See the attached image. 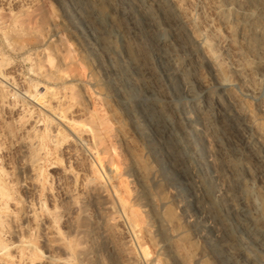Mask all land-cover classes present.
Returning a JSON list of instances; mask_svg holds the SVG:
<instances>
[{"label":"rangeland","instance_id":"374dc122","mask_svg":"<svg viewBox=\"0 0 264 264\" xmlns=\"http://www.w3.org/2000/svg\"><path fill=\"white\" fill-rule=\"evenodd\" d=\"M260 196L264 0H0V264H264Z\"/></svg>","mask_w":264,"mask_h":264},{"label":"bare ground","instance_id":"6f19581e","mask_svg":"<svg viewBox=\"0 0 264 264\" xmlns=\"http://www.w3.org/2000/svg\"><path fill=\"white\" fill-rule=\"evenodd\" d=\"M119 26V25H118ZM120 27V26H119ZM127 28V27H126ZM128 50L131 52L133 49H132V46L131 45H129L128 46ZM213 51V50H212ZM207 52H209V51H207ZM210 55H211V52H210ZM213 56V55H212ZM213 58V57H212ZM250 69V68H249ZM199 70V69H198ZM248 70V69H247ZM254 72V71H253ZM202 73V72H201ZM204 83V82H203ZM250 84V83H249ZM95 96V95H94ZM93 96V97H94ZM92 98V97H91ZM93 99V98H92ZM93 102H95L94 100H93ZM92 102V103H93ZM95 104V103H94ZM96 106V105H95ZM96 108H97V106L95 107V109H94V111L91 113V116H90V119H91V122L95 125V126H97V128L98 129H102V130H105V132L106 131H109V128L107 127V122H106V120L104 119V117L103 116H101V114H99L98 112V110H96ZM55 111H57V115H58V117H59V119L60 120H62L63 122L65 121V122H68V124L71 126V127H73V129H76V130H80L81 129V131H82V129H83V126H80L81 124L79 123V124H77V123H75V122H73V123H69V122H71V121H69V120H67V115H66V111H64V110H60V111H58V110H56V109H54ZM57 117V116H56ZM108 125H109V123H108ZM85 129V128H84ZM79 132V131H78ZM259 199H261V202H262V206H263V216H264V198L262 197V196H260V198ZM218 210V211H217ZM216 211L221 215V213H220V209H217ZM0 226L2 227L3 226V224H2V222L0 223ZM33 250V249H32ZM36 250V249H35ZM8 257V256H7ZM11 259V258H10Z\"/></svg>","mask_w":264,"mask_h":264}]
</instances>
